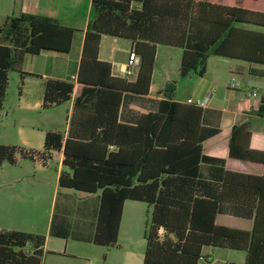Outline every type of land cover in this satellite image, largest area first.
<instances>
[{
  "label": "trees",
  "instance_id": "obj_1",
  "mask_svg": "<svg viewBox=\"0 0 264 264\" xmlns=\"http://www.w3.org/2000/svg\"><path fill=\"white\" fill-rule=\"evenodd\" d=\"M92 1L93 17L87 24L76 84L58 78L45 82V107L69 99L73 91L76 105L97 94L88 135L69 133L66 139L60 131L45 135L46 150L64 147L60 185L101 190L99 228L110 244L117 240L125 200L146 201L143 264H206L202 260L209 258L202 248L207 244L244 248L246 264H264V170L262 175L246 173L243 181L238 171L228 167L221 190L199 176L203 144L220 128L202 123L201 106L173 99L175 80L160 90L167 97L160 100L158 110L142 114L136 124L119 120L123 90L149 91L158 43L184 47L181 75L196 69L204 73L212 53L264 65V31L242 24L264 25V0ZM0 27L5 31L0 43L1 108L9 71L24 72V55L45 49L68 52L78 28L32 13L12 17L5 30ZM102 33L133 40L141 57L135 81L113 76L111 63L98 59ZM259 112L264 115V96ZM251 133L249 122L233 125L229 159L264 162V151L249 146ZM17 149L0 144V164L15 162ZM236 186L249 187L252 195L243 212L254 218L251 230L216 222L217 214L226 209L222 203L226 191ZM36 237L42 245L44 235L0 231V264H41L40 256H28L11 245ZM100 238L99 234L95 241L102 242Z\"/></svg>",
  "mask_w": 264,
  "mask_h": 264
},
{
  "label": "crops",
  "instance_id": "obj_2",
  "mask_svg": "<svg viewBox=\"0 0 264 264\" xmlns=\"http://www.w3.org/2000/svg\"><path fill=\"white\" fill-rule=\"evenodd\" d=\"M25 13L49 17L78 29L74 31L72 46L68 52L50 49L36 54L27 52L22 62L24 72L14 69L9 71L6 96L0 112L9 98L12 78L16 86L17 103L24 109V117L20 124L16 125L18 132L15 139L10 140L11 135H6L4 137L6 140H0V144L18 146L15 153L16 161H5L0 164L18 168L0 176V188H7L0 189V231H24L44 235L42 245H39V237L24 243L11 244L15 250H22L28 256L35 258L40 256L41 264H143L145 250L140 257L138 244L134 242V228L138 227L140 222V215L134 211L139 204L136 203L137 200L130 198L125 200L117 240L115 244L107 243L109 236H102L99 228L101 190L88 192L61 186L59 177L64 169V147L52 150H46L44 147L48 131H60L66 139L69 133L75 137L88 135L92 128L96 93L88 95L78 105L75 104V91L69 99L48 107L43 105V101L47 79H64L76 84L87 24L93 17V1L0 0V26H3L4 30L12 17ZM242 24L264 31V25ZM4 34L5 31L0 27V43L3 42ZM106 34L114 36L115 39L117 37L130 39V50L134 49L131 38L102 33L98 59L111 63L113 76L135 81L141 57L137 59L138 66L134 73L128 75L126 62L130 50L128 54L119 58H115L113 52L105 57L102 53ZM183 51L184 47L180 45L157 44L149 91L138 93L123 90L119 120L136 124L142 114L158 110L160 100L167 97L160 90L175 80L173 99L189 104L190 99L208 98L207 103L201 106L202 123L220 128L218 134L203 144L204 158L200 162L199 176L213 182L221 190L228 167L235 172L238 171L239 178L243 181H246V173L262 175L264 162L229 159L228 154L233 125L245 122L250 123L252 132L249 139L250 148L264 151V115L259 112L264 95V65L212 53L207 56L204 73L200 74L196 69L187 75H181ZM162 56L161 72L157 76V64ZM74 74L76 78L73 77ZM255 90L259 91V96L253 95L252 92ZM23 152L27 154L24 155ZM53 162L57 163L54 167ZM43 185L51 186L52 191L45 192L42 189ZM59 193L62 195L60 202ZM249 196L252 195L247 186L229 188L222 202L226 209L217 214L216 222L233 228L251 230L254 218L243 214L250 207L247 201ZM45 197L49 198L48 216L45 224L43 221V225H39ZM70 214L73 215V219ZM99 234L102 242L95 241ZM70 239L85 242L87 245L71 243ZM39 248L42 249L40 253ZM47 253L52 255L48 256ZM202 253L209 258L208 261L202 260L206 264H246L247 259V250L244 248L207 244L203 246Z\"/></svg>",
  "mask_w": 264,
  "mask_h": 264
},
{
  "label": "rangeland",
  "instance_id": "obj_3",
  "mask_svg": "<svg viewBox=\"0 0 264 264\" xmlns=\"http://www.w3.org/2000/svg\"><path fill=\"white\" fill-rule=\"evenodd\" d=\"M105 40L103 41V55L105 57H108L109 54L112 52L115 55V58H119L120 56L124 54H128L129 50L131 48V40L124 37H117L116 39L114 36L106 34L104 36ZM163 59V56L159 59V64H157V76L160 75V68H161V61ZM15 72H13V75ZM24 117V109L17 103V96H16V86L13 82V79L11 78L10 83V94L9 98L6 101L5 107L0 112V140H6L4 137L6 135H11L9 138L12 140L15 139V135L18 132V125L20 124V120ZM17 125V126H16ZM6 133V134H5ZM32 163V162H31ZM56 162H53V167L56 165ZM33 163L31 164V166ZM12 166H9L8 164H4L0 166V176L6 175L5 173H8L11 169H18V168H11ZM29 189H32V187H28ZM0 189L6 190V187H1ZM42 189L45 192L52 191L51 186L43 185ZM59 202L62 198L61 193L58 195ZM44 203L41 207V214H40V220L39 225H43L46 222L47 216H48V201L49 198L45 197ZM136 203H139L138 206H136V209H134L135 212H137L140 215V222L138 227L134 228V242L138 244V250L141 252L140 257H142V251L144 252L146 247V240L144 237V230H145V223H146V217H147V209L149 207L148 203L146 201H138ZM71 219H73V215H69ZM71 243L80 244V245H87L85 242L75 241L71 240ZM237 253H239V250H233ZM46 255L50 256L51 253H47ZM45 255V257H46ZM45 260V258H44ZM44 264V263H43Z\"/></svg>",
  "mask_w": 264,
  "mask_h": 264
},
{
  "label": "built area",
  "instance_id": "obj_4",
  "mask_svg": "<svg viewBox=\"0 0 264 264\" xmlns=\"http://www.w3.org/2000/svg\"><path fill=\"white\" fill-rule=\"evenodd\" d=\"M138 57H139V55L136 52V50L135 49H131L130 53H129V58H128L127 62H126V64H127L126 73L128 75L133 74L134 73V69L138 66V62H137ZM73 77L76 78V75L74 74ZM252 93L255 96H259L260 95L259 91H257V90L253 91ZM207 99L208 98H206V99H195V100L190 99L189 102L192 103V104L198 105V106H203V105H205L207 103Z\"/></svg>",
  "mask_w": 264,
  "mask_h": 264
}]
</instances>
